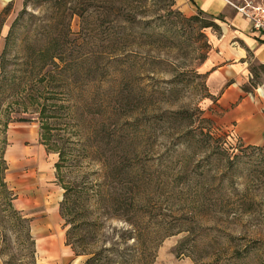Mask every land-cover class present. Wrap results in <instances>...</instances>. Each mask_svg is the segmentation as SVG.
<instances>
[{
  "label": "rangeland",
  "instance_id": "obj_1",
  "mask_svg": "<svg viewBox=\"0 0 264 264\" xmlns=\"http://www.w3.org/2000/svg\"><path fill=\"white\" fill-rule=\"evenodd\" d=\"M228 1L234 7L264 5V0ZM147 5V16L135 24L142 35L130 47V57L104 56L99 80H86V92L85 79L70 94V86L56 87L53 94L47 80H29L33 92L19 94L0 83V153L8 162L6 180L16 207L31 218V229L36 218L44 222L38 212L46 201L58 199L60 205L70 189L72 204L66 215L60 212V226L66 243L94 253L95 264H128L144 255L154 258L152 264H197L196 256L206 259L203 264L209 257L217 264H264V145L250 148L217 125L202 70L221 30L202 27L213 19L189 11L183 0ZM2 12L0 76L12 25L27 23L37 32L50 22L44 0H0ZM71 27L79 31L78 16ZM25 29L15 28L7 46L13 78L26 72ZM81 49L74 55L83 59L86 46ZM78 103H86L83 116ZM46 130L49 142L42 136ZM18 142L32 150V158L42 147L57 162L52 183L41 188L30 175L34 162L10 159ZM8 199L0 195V264L46 263L37 232L36 262L31 257L27 223L9 215ZM139 199L142 210L136 212L131 203ZM184 215L194 219L186 224ZM169 225L176 234L165 236ZM186 228L193 232L177 233ZM187 236L185 247L197 241L195 256L187 250L177 255ZM87 257L83 254L78 264Z\"/></svg>",
  "mask_w": 264,
  "mask_h": 264
},
{
  "label": "trees",
  "instance_id": "obj_2",
  "mask_svg": "<svg viewBox=\"0 0 264 264\" xmlns=\"http://www.w3.org/2000/svg\"><path fill=\"white\" fill-rule=\"evenodd\" d=\"M46 2V9L50 12L49 23L43 25L41 31H33L27 27V23L17 25L15 22L12 25L10 34L7 36L6 45H9L11 40V35L17 27H24L25 33L22 38V51L24 57L28 60L26 61V67H23V71H26L22 76L13 78V75L7 67L9 66L7 58V46L4 49L1 59V76L0 83L2 85H10V94H19L24 89L31 91V86L29 87L28 81L32 79L47 80L50 83V92H54L56 87L67 86L70 89L66 94H70L72 89L74 90L77 86V81L80 79H85L86 92V80L92 78V81L99 80L97 73L102 71V64L104 62V56H120L124 55L130 57L131 51L130 47L134 44L137 37L142 35L140 31L141 26H136L135 24L139 21L140 17L147 16L146 10L147 3L149 0H44ZM26 11V10H25ZM2 12L0 14V27L2 23ZM146 14V15H145ZM75 16L80 18V28L79 31L75 32L72 30L71 22ZM211 25H216L220 30L221 27L214 20L204 21L202 27H208ZM136 26V27H135ZM42 34V37L39 34ZM73 35L75 37H73ZM82 40L84 45L81 43ZM80 41V42H79ZM86 46V57L81 59L80 54L74 55L75 52L81 53L82 47ZM82 54V53H81ZM48 69L46 70V68ZM50 68V69H49ZM56 68H60V71ZM46 70V71H45ZM55 70V71H54ZM29 78V79H28ZM28 79V80H26ZM14 83V85L12 83ZM3 91V90H2ZM1 93V92H0ZM80 96L83 92H80ZM2 94V93H1ZM33 94V93H29ZM54 94V93H53ZM86 103H78L77 106L81 108V115L84 114V108ZM43 125H45L43 123ZM49 127V126H48ZM47 127V128H48ZM44 140L50 141V136H47V130L42 132ZM250 148H261V146L250 145ZM59 167V165H58ZM8 168L6 159L4 158V152L0 153V181L1 189L0 195L7 196L9 198L8 202H5V208L9 210V215L15 218L18 222H26L27 232L26 238L32 247L31 257L36 262V250H35V240L31 233L30 223L31 218L26 217L24 213L16 209L12 203L15 198V193L9 186L6 180V170ZM132 170V169H131ZM132 172L136 173L134 169ZM135 182V181H133ZM137 183H134V187L137 188ZM144 188L147 187L143 183ZM134 187H130L132 190ZM142 190L139 186V192ZM71 191L67 189L64 194V198L60 204V212L62 216L66 215L69 206L72 204L70 201ZM142 199L138 201L135 200V204L131 203V206H135L137 210L141 212L142 210ZM4 203V202H3ZM73 207V206H72ZM71 207V208H72ZM145 216V215H144ZM183 222L186 224L192 221L194 218L184 215L182 217ZM183 228V227H181ZM164 230V229H163ZM167 234L165 236L176 234L172 231V226L165 228ZM193 232L192 228L180 229L179 232ZM69 233V232H68ZM189 236H187L176 248L177 255H180L187 250L188 255L196 254V242L194 241L190 247H185V244L189 242ZM71 244V243H67ZM75 251L74 247L72 246ZM77 256L86 254L88 257L84 264H95L99 260L94 253L85 252L80 253L75 251ZM232 257H238L234 253L231 254ZM207 261V264H217L216 260ZM197 264L205 263L203 256H196ZM33 261V262H34ZM138 264H152L154 258H148L144 255L138 260ZM137 261V262H138ZM135 260L128 264H136Z\"/></svg>",
  "mask_w": 264,
  "mask_h": 264
},
{
  "label": "crops",
  "instance_id": "obj_3",
  "mask_svg": "<svg viewBox=\"0 0 264 264\" xmlns=\"http://www.w3.org/2000/svg\"><path fill=\"white\" fill-rule=\"evenodd\" d=\"M183 1L189 11L198 10L221 27L220 35H214V49L202 66L210 98L215 104L217 125L246 145H264V31L255 30L250 19L228 0ZM20 146L21 143L9 152L10 159L27 164L34 162L30 175H36L41 188L46 182L52 183L53 171H58L57 162L49 160L42 147L37 148L32 158V150ZM8 170L9 166L6 175ZM16 200L15 196L12 203L17 209ZM52 200L54 203L46 201L44 210L38 212L44 222L35 214L38 218L31 224V233L37 232L38 248L46 260L44 264H78L82 255L77 256L66 243L60 226L59 200ZM39 230L42 231L40 237Z\"/></svg>",
  "mask_w": 264,
  "mask_h": 264
},
{
  "label": "built area",
  "instance_id": "obj_4",
  "mask_svg": "<svg viewBox=\"0 0 264 264\" xmlns=\"http://www.w3.org/2000/svg\"><path fill=\"white\" fill-rule=\"evenodd\" d=\"M252 22L253 28L264 31V5H235Z\"/></svg>",
  "mask_w": 264,
  "mask_h": 264
}]
</instances>
